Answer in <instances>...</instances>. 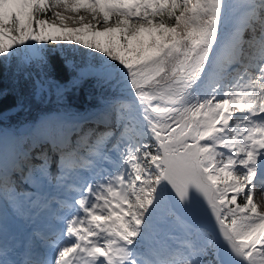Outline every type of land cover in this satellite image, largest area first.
I'll list each match as a JSON object with an SVG mask.
<instances>
[{
  "label": "snow or ice",
  "instance_id": "snow-or-ice-1",
  "mask_svg": "<svg viewBox=\"0 0 264 264\" xmlns=\"http://www.w3.org/2000/svg\"><path fill=\"white\" fill-rule=\"evenodd\" d=\"M48 42L119 94L30 151L0 130V264H264V0H0V65L47 77ZM53 183L67 196L28 192ZM25 202L44 230L22 245Z\"/></svg>",
  "mask_w": 264,
  "mask_h": 264
},
{
  "label": "trees",
  "instance_id": "trees-1",
  "mask_svg": "<svg viewBox=\"0 0 264 264\" xmlns=\"http://www.w3.org/2000/svg\"><path fill=\"white\" fill-rule=\"evenodd\" d=\"M53 33L55 32L50 34ZM98 39L103 42L106 37ZM47 48H51V51H47ZM88 51L82 45L60 47L48 42L46 55L52 67L46 77L51 87L49 99L37 97L34 77L36 70L33 67L18 69L15 60L0 65V89L4 92L3 97H0V130L35 122L39 116L55 109H82L97 100L98 95H118L119 93L99 85L93 78L73 83L78 75V66L83 62L81 53ZM29 72L32 73L31 76L28 75Z\"/></svg>",
  "mask_w": 264,
  "mask_h": 264
},
{
  "label": "bare ground",
  "instance_id": "bare-ground-1",
  "mask_svg": "<svg viewBox=\"0 0 264 264\" xmlns=\"http://www.w3.org/2000/svg\"><path fill=\"white\" fill-rule=\"evenodd\" d=\"M105 101V100H104ZM101 106V104H99V105H86V106H84L82 109H79V110H77V109H60V110H57V109H55L56 111H58V112H56V113H59L60 115H59V117H58V119L57 120H54V121H52V120H49V122H47L48 121V119L49 118H55V117H49V118H45V119H43L45 116H47L48 114H52V112H54V111H52V112H50V113H48V114H45V115H41V116H39L38 117V119L35 121V122H31V123H33L32 125H31V127H30V130H31V128L32 127H35V125H37L38 123V125H37V127L36 128H40V127H42V123H44V122H47L48 123V125L47 126H51V124H53L54 122H56V121H58V120H64V119H67V118H69V117H71V116H74V115H79V116H86V115H88V114H90V113H92V112H94L95 110H97L99 107ZM56 119V118H55ZM46 124V123H45ZM43 126H45V125H43ZM69 127H71V125H69ZM101 127V130H103V126H100ZM41 129V128H40ZM39 129V130H40ZM25 131H28V129L26 128V129H23V130H20L19 132H16L15 134H14V136L15 137H19V136H22V135H24V134H26V133H29V137H32L31 139L33 140V138L36 136H33V131H34V129L31 131V133L30 132H25ZM25 132V133H24ZM71 133V131H69V133L68 134H70ZM6 134V133H5ZM7 136H9V133H7L6 134ZM72 135V134H71ZM70 135V136H71ZM14 140H16V139H14ZM26 140H27V138L26 137H23L22 139H21V141L22 142H26ZM21 142V143H22ZM23 144V143H22ZM21 151H23V150H21ZM25 151V150H24ZM257 190H260L259 188H257L256 189V191ZM21 191H24V189H23V187L21 186ZM29 191V190H28ZM255 191V195H254V202L258 205V208H259V210L261 211V212H264V195H261L260 194V191H259V193L258 192H256Z\"/></svg>",
  "mask_w": 264,
  "mask_h": 264
},
{
  "label": "rangeland",
  "instance_id": "rangeland-1",
  "mask_svg": "<svg viewBox=\"0 0 264 264\" xmlns=\"http://www.w3.org/2000/svg\"><path fill=\"white\" fill-rule=\"evenodd\" d=\"M55 11H61V12H63V9H55ZM69 15H71V14H69ZM79 15H86L85 13H83V12H81V13H79ZM89 19H90V17H89ZM68 23V26L69 27H79L80 25H72L71 23H70V21L69 22H67ZM52 35H55V33H53ZM89 38H90V36H89ZM101 38H103V37H101ZM49 91V90H48ZM99 97L97 98V100H95V102H97V103H95V102H93L94 104L93 105H99V104H103L104 103V98H102V96H100V95H98ZM106 99V98H105ZM99 103V104H98ZM56 112H58V111H54V112H52V114H48L47 116H45L43 119H45V118H49V117H55V118H49L48 119V121L47 122H49V120H52V121H54V120H57L58 119V117H59V113H56ZM47 122H44V123H42V126L43 125H45V126H47L48 125V123ZM46 123V124H45ZM24 125H21L20 127H16V126H8V127H6L5 128V130H3V132L4 133H9V136L8 137H10V138H12V139H16L17 141H18V147H19V150H26L27 149V147L29 148L30 147V145H31V142H32V137H29L30 135H29V133H26V134H24V135H22V136H17V137H15L14 136V134L16 133V132H19L20 130H23V129H28V131H25V132H30L31 133V131L34 129V131H33V136H35V135H37L38 134V132H39V129L41 128H36L37 127V125L39 124H37V125H35V127H32L31 128V130H30V127H31V125L33 124V123H23ZM52 125V124H51ZM24 132V133H25ZM23 137H26L27 138V140H26V142L24 143V142H22L21 141V139L23 138ZM23 144H22V143ZM31 150V149H30ZM29 150V151H30ZM27 151V150H26Z\"/></svg>",
  "mask_w": 264,
  "mask_h": 264
}]
</instances>
